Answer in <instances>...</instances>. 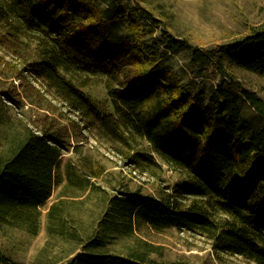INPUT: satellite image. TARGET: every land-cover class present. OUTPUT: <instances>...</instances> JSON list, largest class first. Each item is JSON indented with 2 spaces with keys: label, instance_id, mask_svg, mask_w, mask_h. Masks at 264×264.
<instances>
[{
  "label": "trees",
  "instance_id": "obj_1",
  "mask_svg": "<svg viewBox=\"0 0 264 264\" xmlns=\"http://www.w3.org/2000/svg\"><path fill=\"white\" fill-rule=\"evenodd\" d=\"M91 3L0 0V74L26 89L38 82L66 108L74 135L92 134L134 169L158 176L164 163L186 177L159 200L129 190L107 195L95 231L62 264H192L149 258V244L134 236L142 224L174 226L207 238L217 255L264 264V98L226 67L229 61L264 76V24L206 46L165 27L144 40L158 21L137 0L103 15ZM180 51L186 62L175 68L169 60ZM99 72L112 81V108L84 89ZM1 95L0 102L17 104L8 88ZM69 136L54 117L35 126L20 121L4 136L0 229L37 232L38 208L61 183ZM125 238L137 245L124 253L116 245ZM0 264L14 262L0 250Z\"/></svg>",
  "mask_w": 264,
  "mask_h": 264
},
{
  "label": "rangeland",
  "instance_id": "obj_2",
  "mask_svg": "<svg viewBox=\"0 0 264 264\" xmlns=\"http://www.w3.org/2000/svg\"><path fill=\"white\" fill-rule=\"evenodd\" d=\"M137 1L158 21V26L146 27L144 40H150L165 27L174 35L188 38L192 44L206 46L240 37L250 26L264 24V0ZM91 2L89 7L103 15L117 5L129 7L134 0ZM117 38L118 35L114 34L112 41ZM185 62L183 51L169 60L175 68ZM226 67L246 87L264 98L262 74L237 67L229 61H226ZM111 83L106 74L91 73L89 85L84 89L100 106L112 108L107 93ZM32 84L26 89L25 83L22 85L18 79L0 74V96L8 88L18 100L17 104L4 98L6 102H0L4 108L0 112L7 120L0 123V142H4V136L20 121L35 126L48 117H54L67 126L70 145L61 153V183L38 208L37 232L33 234L20 226L0 229V250L14 264H62L81 249V238L95 231L107 195L129 190L138 192L139 196L159 200L171 192L174 183L186 176L164 163L158 176L134 169L92 134L85 132L86 136L77 137L63 115L66 108L43 91L38 82L32 81ZM38 88L43 92H38ZM69 116L75 118L72 113ZM143 147L148 149L146 143ZM134 236L149 244V258L159 263L183 260L192 264H254L241 255H217L207 238L174 226L155 230L142 224L134 230ZM132 245L137 243L125 238L117 243L116 248L125 253Z\"/></svg>",
  "mask_w": 264,
  "mask_h": 264
}]
</instances>
